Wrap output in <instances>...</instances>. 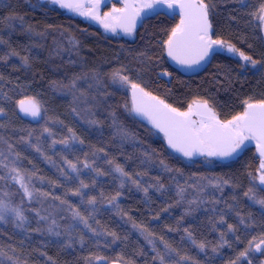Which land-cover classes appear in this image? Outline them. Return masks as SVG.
Returning a JSON list of instances; mask_svg holds the SVG:
<instances>
[{"label": "trees", "instance_id": "16d2710c", "mask_svg": "<svg viewBox=\"0 0 264 264\" xmlns=\"http://www.w3.org/2000/svg\"><path fill=\"white\" fill-rule=\"evenodd\" d=\"M212 2L215 4L214 11H210L214 35L259 60L256 68L242 69L233 62L219 63V71L213 66L195 78H186L171 70L163 58L159 42L166 39L167 30L176 25V18L174 20L165 13L146 20L134 42L115 44L89 25L62 15L48 6L33 5V0H0V39L4 41L0 43V93L6 94L0 98V106L4 107L7 114L6 118L0 117V123L4 125L0 135L21 154L22 171L35 167L37 175L44 178L42 183H36V187L50 194L45 200V206L55 204L63 209L59 201L51 199V196H60L87 215L84 210L88 205H82L79 197L70 194V189L78 182L64 180L59 169L67 172L64 161L70 160L80 168V178L85 183H91L90 176L95 174L81 165L84 161L92 164L93 153H96L93 167L99 165L107 172L113 164H119L132 180L139 181L141 187L155 185L156 178L166 186H173L163 193L150 187L145 196L131 182L121 188L120 180L114 178L118 173L98 177L95 190L90 187L85 191L95 195L98 203L101 193L105 197L114 196L117 191L121 193L117 203L123 218L106 203L99 207L95 217L100 222L98 227L116 232L119 239L106 244L105 241L113 240L112 236L93 237L90 232L85 234L83 225H77L70 236H65L64 229L73 221L70 213L62 210L56 215L61 225L59 237L35 232L34 220L30 227L26 226L27 231L22 235L10 231L0 232V248L9 254L14 248L18 264H159L154 259L157 254L152 250L153 245L132 227L133 222L153 234L150 238L155 240L160 252L164 251L161 238L176 252L181 243L188 239L184 229L192 233L196 244L192 243L187 256L174 252L173 264H264V245L261 251L249 249L250 242L256 243L264 238V215H261L258 205H253L243 195L255 184L257 187L254 191L264 196L257 182L258 164L252 157L245 154L237 160L218 162L211 167L189 161L171 152L158 133L126 111L125 105L131 106L127 89L117 91L108 86L106 90L111 95L107 97V103L94 108L95 115L89 117L83 111V105L73 103L67 88L54 86V82L66 84L76 72L95 68L107 74L123 68L133 82L180 111L186 110L192 101L203 99L215 108L221 119L232 118L245 109V100L253 103L264 100V70H261L264 66V45L252 27L251 15L261 0H244L246 8L239 0ZM29 28L33 30L31 33ZM42 34L47 39L42 38ZM69 37H75L79 42L80 52L69 50ZM54 41L64 45L60 56L52 55ZM12 52L19 55H12ZM142 52L147 53L149 58L140 56ZM76 53L77 57L74 55ZM26 55L30 57L27 65L22 63ZM69 60L75 63H69ZM165 71L171 75L170 80L161 76L160 72ZM26 98H32L41 105L44 119L40 123L32 124L19 116L17 102ZM74 107H77L76 112H73ZM111 112H115L120 123L135 134L134 141L119 144L113 138ZM87 119H96L101 123L90 125ZM44 128H48L50 134L43 132ZM28 131L32 132V146L19 142V137H27ZM73 135L83 143L74 141ZM62 140H68L67 147L60 143ZM53 141L57 143L53 144ZM36 147L41 151L37 152ZM101 148L104 152L98 151ZM0 150L7 155L6 144L0 145ZM105 152L113 164L107 163ZM144 152L150 155L154 153V160L162 158L173 169H180L184 173L183 178L177 177L181 184L190 176L221 178L229 183L223 185L222 191L207 187L202 193L206 202L190 215H185L186 205L176 203L175 182L169 179L175 173L161 172L157 162L143 164ZM137 173L140 175L137 176ZM192 190H188V199L195 195ZM214 202L219 206L212 211ZM33 206L39 207H30ZM165 208L168 210L164 211ZM236 212L241 216H251L254 223L247 227L238 224ZM27 214L30 218L34 216L33 212ZM221 215L226 223L219 222ZM226 224L234 225L236 231L229 232ZM222 233L226 241L223 245ZM81 236L83 247L77 240ZM94 240L97 242L94 243ZM200 243L205 244L204 250L197 247ZM246 250L247 255L241 256ZM182 257L191 259L185 261ZM4 259L5 264H8L7 256Z\"/></svg>", "mask_w": 264, "mask_h": 264}, {"label": "snow or ice", "instance_id": "6c2138e0", "mask_svg": "<svg viewBox=\"0 0 264 264\" xmlns=\"http://www.w3.org/2000/svg\"><path fill=\"white\" fill-rule=\"evenodd\" d=\"M47 2L75 13L80 17L98 22L102 25L105 32H110L114 35L123 33L128 37L134 35L138 21L141 23L145 22L150 18L151 13L155 12L157 6L166 4L169 9H173L174 11L179 10L180 19L179 23L170 30H167V37L159 42V46L178 65L189 68L193 65H201V62L209 57L213 46H217L219 49L226 50L229 53L238 54L243 61L250 64L253 68L260 63L259 60L245 55L244 52L239 51L232 44L220 39H212V23L209 19L210 11H214L215 9V4L212 0H125L122 8L113 6L111 11L104 12L103 14L100 12V6L104 0H47ZM239 2L243 7H247L244 0H239ZM251 15L257 24L264 29V0H261L258 9L251 13ZM9 22H11V18H9ZM32 31L29 28V33ZM0 43H4V41L0 39ZM67 43L70 51H76L78 49L79 42L75 37H69ZM63 50V43L54 41L52 55L60 56ZM11 54L19 55L15 52ZM139 55L149 58L147 57V53L142 52ZM22 59L25 65L30 61V57L27 55ZM141 62L143 63L144 61ZM69 63H75V61L69 60ZM261 70H264V66H262ZM105 75H107V80L105 79ZM162 75L168 76L170 74L165 71ZM54 86L57 88H67L73 97V103L77 106L83 105V111L89 117L95 115L94 108H98L101 104L107 103V97L111 95L106 90L108 86L113 87L117 91L130 89L132 103L130 107L125 105L126 111L130 115L139 117L141 120H147L154 129L163 133L167 141V146L174 153H179L189 161L199 162L194 160L197 157L231 158L239 156L246 148V141H255L256 148L261 157L258 168L259 175L257 177L259 185L261 186L259 191L264 192V100L257 103L245 100L244 104L246 107L244 111L234 115L231 119L221 120L217 117L214 110L209 107L206 100L193 101V105H189L188 110L185 112L172 107L165 103L164 100L145 91L140 84L133 82L123 68L107 74L97 71L95 68L76 72L66 84L63 82H54ZM5 96L6 94L0 93V98ZM17 105L20 112L26 116L33 118L40 116L41 109L32 98L19 100ZM76 111L77 107H74L73 112ZM6 116L4 107L0 106V117L6 118ZM110 116L113 138L119 144H123L125 141H134L135 134L120 123L115 112H111ZM194 116L198 117V119H193ZM87 123L90 125H99L101 122L96 119H87ZM3 127V123H0V130ZM43 132H49L50 134L48 128H44ZM31 137L32 132L28 131L27 137H19V142H24L32 146ZM38 139L39 137H37ZM72 139L81 144L83 143V141H80L74 135ZM55 143L57 142L53 141V144ZM60 143H63L66 147L68 146V140H62ZM4 144L7 145L8 152L5 155L4 151L0 150V229L8 231V228L5 227L7 225L11 229L27 231L26 226L30 227L34 220L36 223L35 232L41 234L46 232L50 236L59 237L61 235L59 231L61 225L56 215L57 212L61 211V208L55 204L45 206V200L50 194L48 192H42L36 187V183H42L44 178L37 175L35 167L22 171L21 154L16 152L13 145L0 135V145ZM36 151L40 152L41 149L36 147ZM98 151L104 152V149L101 148ZM107 155L105 152L104 158L107 160V163L113 164V160L107 159ZM154 155V153L150 155L148 152H144L142 163L151 165L157 162L161 172L175 173L169 179L175 182L174 191L177 197L176 203L186 205L185 215H190L206 202L202 198V193L207 187H215L222 191L223 185L229 183V181L221 178L190 176L184 184H181L177 177L183 178L184 173L180 169L170 167L162 158L154 160ZM45 159L49 158L45 157ZM92 160V164L84 161L81 165L82 168L89 169L91 173L95 174L94 176H90L91 183H85L80 178V168L70 160L64 161L69 171L66 172L63 169H59L64 180L78 182L74 188L70 189V194L79 197V202L82 205H88L84 210L87 215L82 213L79 208L74 207L66 199H61L60 196H51V199L59 201L60 206H63L62 210L70 213L73 223H70L64 229L65 236H70L77 225H83L85 234L90 232L93 237L112 236L113 240L105 241V243H114L119 239L117 233L108 232L102 227H98L100 222L95 217L99 211V207L106 203L117 215L123 218L120 205L117 203L121 193L117 191L116 195L110 197H105L101 193L98 203L95 195L85 191L90 187L95 190L96 179L98 177L118 173L119 175L114 178L120 180L119 186L121 188L124 187L125 183L131 182L138 190L143 191L145 196H147L150 187H155L157 192L163 193L166 190H171L173 186H166L160 182L159 178H156L155 185L149 184L147 187H141L139 181L132 180L119 164H113V167L106 172L99 165L93 167V164L96 162V153H93ZM73 173H75V176L72 175ZM139 175L137 173V176ZM11 186L18 187L15 188V191H10ZM256 187L257 185L253 184L243 195L248 197L253 205H258L261 210V215H264V196L258 195L254 191ZM189 189L195 191V195L191 199L187 198ZM17 194L19 195L18 201L13 199ZM27 205H39V207H27ZM172 206L169 205V207ZM167 210V208L164 209V211ZM212 211H215V208ZM26 212H33L34 216L30 218L28 215H25ZM236 215L239 217L238 224L240 225L247 227L254 223V219L251 216H241L239 212H236ZM156 218L158 219V217ZM41 222H44V224L42 225ZM219 222L226 223L223 215L220 216ZM132 227L140 231L148 243L153 245L152 250L157 254L154 259L158 260L159 264H173V253L175 249L170 244L161 238L164 251L160 252L156 247L155 240L150 238L153 235L152 233L134 222L132 223ZM226 227L229 232L236 231L235 226L232 224H226ZM172 230L169 229V231ZM184 231L187 233L188 239L193 244H196V241L192 238V233L188 229H184ZM77 240L83 247V237H77ZM93 242L96 243L97 241L94 240ZM224 243L226 241L223 239L222 233L221 245ZM262 245H264V238H261L256 243L250 242L249 249L254 248L256 251H261ZM68 246L71 247V244ZM197 247L204 250L205 244L200 243ZM240 255L246 256L247 250ZM5 256H7L8 264H18V257H16L14 248L11 249L10 254L5 253L0 248V264H5ZM181 259L188 261L191 258L182 257Z\"/></svg>", "mask_w": 264, "mask_h": 264}, {"label": "rangeland", "instance_id": "374dc122", "mask_svg": "<svg viewBox=\"0 0 264 264\" xmlns=\"http://www.w3.org/2000/svg\"><path fill=\"white\" fill-rule=\"evenodd\" d=\"M114 1H120V2H123V0H104V2L101 4V6H100V12H101V14H103L104 12H107V11H111V9H112V7L113 6H115V7H118V8H120L119 7V5H114ZM33 5H45V6H48V7H50L51 9H54V10H57V11H59L62 15H65V16H67V17H69V18H72V19H75V20H78L79 22H83V23H85V24H87V25H89L91 28H93L94 30H95V32H99L100 34H101V36H103L104 38H108V36H110V37H120V35H118V34H116V35H114V34H112V33H110V32H105V30H104V28L102 27V25H96V21H92V20H88V19H86V18H84V17H80V16H78V15H76L75 13H72V12H70V11H68V10H66L65 12H62V11H60V9H59V7L58 6H55V5H52V4H50V3H48L47 2V0H33ZM160 9H165V10H163L165 13H167L168 15H170V16H175V15H179V10L177 9V10H173V9H170V11H166V10H169V8L167 7V5H161V6H157V8H156V10H155V12H153V13H151V14H153V15H155V14H157L158 12H159V10ZM258 9V8H257ZM256 9V10H257ZM255 10V11H256ZM146 11H149V10H146ZM143 15V14H142ZM180 17V16H179ZM210 18H211V14H210V16H209ZM252 24H253V28L257 31V34H258V38L260 39V40H262L261 42L262 43H264V29H262L258 24H257V22H256V20L252 17ZM95 26V27H94ZM136 36H137V34H136V31H135V33H134V35L132 36V37H128V39L129 40H134L135 38H136ZM42 38H46L47 39V37H46V35L45 34H42V36H41ZM57 37H55V38H53V39H56ZM222 40V39H221ZM78 51L80 52V49H79V46H78V49L75 51V52H77L78 53ZM74 54L75 55V57H77L78 56V54ZM246 55V54H245ZM236 59H238L239 60V63H240V68H242V69H253V67L250 65V64H248V63H246L245 61H243L240 57H239V55L238 54H235V56H234ZM13 58H15V59H17V60H21L20 58H18V57H16V56H13ZM77 60V59H76ZM23 64H24V62H22ZM257 66V65H256ZM256 68V67H255ZM162 77H165V79H167V80H170V76H163V75H161ZM128 90V93H129V97H130V95H131V90L130 89H127ZM194 101H205V100H202V99H196V100H194ZM130 102H131V100H130ZM257 103V102H256ZM209 104V103H208ZM190 105H193V101L190 103ZM189 107V106H188ZM188 107H187V109L186 110H184V111H182V112H185V111H187L188 110ZM209 107H211L213 110H214V112L217 114V117L219 118V119H221L220 117H219V113L215 110V108L213 107V106H211L210 104H209ZM245 110V109H244ZM243 110V111H244ZM44 119V111H43V113H42V117H41V119L39 120V122H36V123H32V122H30V123H32V124H38V123H40L42 120ZM194 119H198V117H196V116H194ZM231 119V118H230ZM25 120V119H24ZM221 120H223V119H221ZM159 134V135H158ZM157 135L162 139V140H164L165 141V137L162 135V134H160V133H158ZM246 143V147H248V146H250V145H252V144H254V141H246L245 142ZM194 160L195 161H199V163L201 164V165H204V166H207V167H211V166H214L215 164H217L218 163V161H217V159H216V157H198V158H194ZM259 163H260V161H259ZM258 168H259V166L257 165V177H258V175H259V172H258ZM67 171H69L68 170V168H67ZM82 171H85L84 169L82 170ZM73 176L75 175V173H73L72 174ZM257 182H258V184H259V180L257 179ZM16 187H18V186H11V188H10V191H15V188ZM193 192H192V194H195V191L194 190H192ZM204 193V192H203ZM204 197H206V196H204ZM13 199L14 200H19V195L17 194L16 196H14L13 197ZM31 205H27V207H30ZM218 206H219V204L217 203V202H215L214 203V208H218ZM61 211H62V209H61ZM61 211H59V212H61ZM59 212H57V214L59 213ZM27 213V212H26ZM26 213H25V215H26ZM28 215V214H27ZM41 224L43 225L44 224V222H41ZM6 228H8V231H10V232H16V233H19L20 235H22L23 233H24V231L23 230H20V229H11V228H9V226H5ZM4 231V229H0V232H3ZM6 232V231H5ZM192 246H193V244H192V242H191V240H189V239H185L182 243H181V246H180V248H179V251H176L175 253L176 254H183L184 256H187V253L188 252H190L191 251V249H192Z\"/></svg>", "mask_w": 264, "mask_h": 264}, {"label": "flooded vegetation", "instance_id": "af4514ba", "mask_svg": "<svg viewBox=\"0 0 264 264\" xmlns=\"http://www.w3.org/2000/svg\"><path fill=\"white\" fill-rule=\"evenodd\" d=\"M124 3H125V0H123V2H120V1H114V5H119L120 8H122V7L124 6ZM165 5H166V4H165ZM160 6H161V5H160ZM162 6H163V5H162ZM59 9H60V8H59ZM163 10H165V9H160L158 13H165ZM166 11H170V9H169V10H166ZM165 14H167V13H165ZM155 15H156V14H155ZM155 15L151 14V15H150V18H152V17L155 16ZM167 15H168V14H167ZM169 16H170V15H169ZM170 17L173 18L174 20H175V18H176V24L179 23V19H180L179 15H178V16L175 15L174 17H173V16H170ZM209 18H210V17H209ZM148 19H149V18H148ZM148 19H147V20H148ZM210 21H211V23H212V39H219V37H216V36L214 35V32H213L214 27H213V18H212V16H211V18H210ZM143 24H144V22L141 23V22L139 21V25H138L137 28H136V34H137V36H138V31H139L140 28L143 26ZM96 25H99V23L96 22ZM94 27H95V26H94ZM118 35H120V37H110V36H108V39H110L111 41H113L115 44H121V43H123V44H124V43H125V44H128V43L134 42V41L137 39V36H136V38H135L134 40H129L128 37H127L126 35H124V34H120V33H118ZM260 39H261V38H260ZM220 40H221V39H220ZM222 40H223V39H222ZM223 41H225L226 43H230V42H228V41H226V40H223ZM261 41H262V40H261ZM230 44H231V43H230ZM262 44L264 45V43H262ZM232 45H233V44H232ZM233 46H234V45H233ZM234 47H235V46H234ZM235 48H236V47H235ZM213 49L216 50V52L213 54V57H212V60H211L210 64L207 66V68H206L203 72H201V73L198 74V75H201L202 73L206 72L207 70L212 69L213 66H216L215 69H218V71H219V63H230V62H233V63H236V64H239V65H240L239 60L236 59V58L234 57L236 53H229V54H227V51H226V50L219 49L217 46H213ZM164 53H165V51L163 50V58L166 60L168 67H169L171 70L175 71L173 68H171V67L169 66L168 61H167L166 57L164 56ZM166 72H167V71H166ZM175 72H177V71H175ZM162 73H163V72H160L161 75H162ZM198 75L193 76V77H186V78H195V77H197ZM168 76L171 77V75H168ZM164 78H165V77H164ZM202 100H203V99H202ZM193 119H194V117H193ZM245 154H248L250 157H252L253 160H254V162L257 163L258 166H259V161L261 160V157L259 156V151H258V149L256 148L255 141H254V144H252V145L246 147V148H245V149L239 154V156H236L234 160H237L239 157H241V156H243V155H245Z\"/></svg>", "mask_w": 264, "mask_h": 264}, {"label": "water", "instance_id": "95a60500", "mask_svg": "<svg viewBox=\"0 0 264 264\" xmlns=\"http://www.w3.org/2000/svg\"><path fill=\"white\" fill-rule=\"evenodd\" d=\"M60 11L65 12L66 9H61V8H60ZM209 19H210V18H209ZM138 25H139V21H138V23H137V26H138ZM120 34H123V33H120ZM215 52H216V50L213 49L212 52L210 53L209 57H208L205 61H202V62H201V65H199V66L193 65L191 68H189V67H185V66H181V65H178L175 61H173L170 57L167 56L166 52L164 53V56L166 57L169 66H170L171 68H173L175 71H177L179 74H181V75L184 76V77H193V76H196V75L200 74L201 72H203V71L207 68V66L210 64V62H211V60H212V57H213V54H214ZM227 54H229V52H227ZM130 100H131V103H132V97H131V95H130ZM35 102L37 103V101H35ZM37 104L39 105V107H40V109H41L40 116L35 117V118H33V117H31V116H26V115H24V113L20 112L19 107L17 106V112H18L19 116H20L21 118H23V119L29 121V122H32V123L39 122V120H40L41 117H42L43 109H42V107H41V105H40L39 103H37ZM135 118H136L137 120H139L141 123H143V124L149 126L150 128H152L156 133H160V132H158V130L154 129V128L151 126V124L148 123L147 120H141L139 117H135ZM160 134L163 135V133H160ZM165 144H166V146H167V141H166V139H165ZM167 148H168L171 152H173V150L170 149L168 146H167ZM173 153H174V152H173ZM175 154H177L178 156H181L179 153H175ZM181 157H183V156H181ZM235 157H236V156H235ZM235 157H231V158H230V157H226V158H217V157H216V159H217L218 162H221V163H228V162L234 160ZM197 158H198V157H197Z\"/></svg>", "mask_w": 264, "mask_h": 264}]
</instances>
